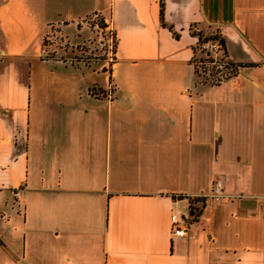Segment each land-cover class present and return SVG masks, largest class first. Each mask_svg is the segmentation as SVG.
<instances>
[{
	"label": "crops",
	"instance_id": "obj_1",
	"mask_svg": "<svg viewBox=\"0 0 264 264\" xmlns=\"http://www.w3.org/2000/svg\"><path fill=\"white\" fill-rule=\"evenodd\" d=\"M88 16L111 62L44 43ZM191 25L234 74L197 81ZM0 264H264V0H0Z\"/></svg>",
	"mask_w": 264,
	"mask_h": 264
},
{
	"label": "rangeland",
	"instance_id": "obj_2",
	"mask_svg": "<svg viewBox=\"0 0 264 264\" xmlns=\"http://www.w3.org/2000/svg\"><path fill=\"white\" fill-rule=\"evenodd\" d=\"M86 24L89 27V35L82 38L78 43H75L74 45H68V43H65L61 37V35H58L57 32H54V28H51L50 32L52 33L50 36L52 38H44V43L46 45H54L56 48H65L64 50H71L68 52H62V50H59L58 53L55 55L57 56H70L73 60L78 59L80 61H90V60H96L99 59V57H105L111 62L112 57V49H113V43L110 42V37L105 33V31L102 29L101 21L98 17H92L88 16L85 20ZM96 25V27H92V25ZM48 37V36H47ZM112 46V47H111ZM57 50V49H56ZM111 52V53H110ZM52 55H54V52L51 51ZM221 56V55H220ZM220 56H218L215 64L212 63H205L206 61H203L202 66L196 67L200 72L203 71L206 74V77H198L196 78L198 82H203L204 80H207L205 82H208L213 80V75L215 74H221L224 76H227L230 72H233V68L231 69H224L223 64L224 62L221 61ZM215 59V58H214ZM220 62H219V61ZM214 65L215 68H211V66ZM201 75V73H198ZM202 80V81H200ZM193 211V209H191ZM190 219V217H189Z\"/></svg>",
	"mask_w": 264,
	"mask_h": 264
},
{
	"label": "trees",
	"instance_id": "obj_3",
	"mask_svg": "<svg viewBox=\"0 0 264 264\" xmlns=\"http://www.w3.org/2000/svg\"><path fill=\"white\" fill-rule=\"evenodd\" d=\"M162 8H163V5L160 2L159 17H160L161 23L163 24V22H162ZM189 31L192 34V36H194L196 38V42L193 46L192 58L190 59L191 64L193 66L194 76L196 78L204 77V76L206 77V74L203 72L204 70L200 72L198 69H196V67L202 66L203 65L202 63H204L203 61H206L205 63L208 62V63L215 64V63H217L216 60H217L218 56H220V55H221L220 56L221 61L224 62V64H223L224 69H231V70H232V68L234 69L233 72H230L227 76H224L221 74H215V75H213V80L209 81V83L205 82L207 80H204L201 83H207V85H213V84H216L220 78L225 79V78L231 76L232 74H234V72H236L237 66H239L240 64L239 63L238 64L230 63L226 60L227 55H226L224 42H223L224 39L218 32H216L215 30H209V27H206L205 29L201 30V29L195 28V26H192V25L189 27ZM174 35H176V33H174ZM110 40H111V44L113 43V49H112L113 50L112 53H113L114 52V46H115L114 37H112V39H110ZM208 41L209 42L217 41L219 46H220L221 54L216 56L215 59L212 56V54H210L208 52V50L200 48L202 43L208 42ZM211 68L213 69V68H215V66L212 65ZM198 73H201V75H199ZM200 81H202V80H200ZM198 201H202V199L199 198Z\"/></svg>",
	"mask_w": 264,
	"mask_h": 264
},
{
	"label": "built area",
	"instance_id": "obj_4",
	"mask_svg": "<svg viewBox=\"0 0 264 264\" xmlns=\"http://www.w3.org/2000/svg\"><path fill=\"white\" fill-rule=\"evenodd\" d=\"M110 39H112L110 37ZM111 42V40H110ZM200 48L208 50L210 54L215 58L216 56L221 54V49L217 41L212 42H204L201 44ZM111 53V52H110ZM221 182L219 180H215L213 184L211 185V190L209 194V198L215 201L221 200L224 195L222 194L221 188H220ZM196 198H203L204 195L199 194L195 196ZM189 219V216L184 213L181 215L177 214H171L170 215V227H171V233L177 236L186 235V221Z\"/></svg>",
	"mask_w": 264,
	"mask_h": 264
}]
</instances>
